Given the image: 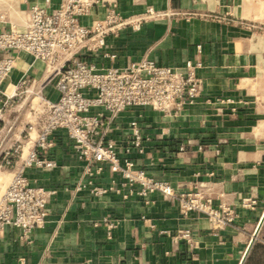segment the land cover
I'll list each match as a JSON object with an SVG mask.
<instances>
[{"label":"crops","instance_id":"0c3cea01","mask_svg":"<svg viewBox=\"0 0 264 264\" xmlns=\"http://www.w3.org/2000/svg\"><path fill=\"white\" fill-rule=\"evenodd\" d=\"M62 1L17 0L1 8L22 26L30 5L51 11ZM108 1L123 20L139 25L108 37L104 51L114 58L101 53L91 61L126 67L148 58L184 68L197 60L202 95L177 115L132 108L107 122V138L155 180L185 192L205 186L216 208H231L234 221L214 231L205 215L184 214L175 200L139 196L107 165L96 163L89 173V163L59 131L52 137L56 146L42 152L57 166L25 169L32 185L52 192L48 221L27 240L7 226L0 233V264H240L264 214V0ZM149 9L162 15L147 16ZM105 14V6H96L82 22L91 26ZM23 76L43 83L44 63L22 53L3 89L10 92ZM44 93L58 98L51 84ZM17 116L19 134L25 112L10 114ZM132 122L142 135L141 152L132 144ZM10 178L0 171V186ZM95 187L113 189L96 195ZM246 200H255L254 208L245 207ZM104 219L119 223L111 239ZM185 230L191 241L181 237ZM244 264H264V224Z\"/></svg>","mask_w":264,"mask_h":264},{"label":"built area","instance_id":"2783aa9c","mask_svg":"<svg viewBox=\"0 0 264 264\" xmlns=\"http://www.w3.org/2000/svg\"><path fill=\"white\" fill-rule=\"evenodd\" d=\"M14 1L17 0H0V171L11 173L9 181L0 186V233L12 226L20 229L22 239L27 240L46 225L52 192L32 185L25 176V169L57 166L55 161L42 156V152L56 146L52 137L59 131L67 134L79 157L89 163V173L96 163L107 165L141 197L159 193L175 200L182 213L205 215L214 231L230 225L234 221L233 211L227 206L216 208L205 186H195L185 192L155 180L132 160L122 158L116 142L107 138V122L132 108L149 107L166 115H177L195 105L202 95L197 75L202 63L189 61L184 68H173L142 58L126 67H99L90 58L101 53L114 58L104 51L108 37L134 23L123 20L114 3L63 0L59 8L51 11L32 4L20 26L11 22L1 8L2 4ZM99 5L106 7L104 18L91 26L85 25L82 19ZM161 15L153 9L147 13L150 17ZM138 23L136 20L133 27L137 28ZM22 53L44 63L45 80L40 83L23 76L8 92L3 86L16 69ZM49 84L57 90V100L44 93ZM23 111L25 121L17 134L16 124L21 119L19 116L11 118L10 114ZM131 126L134 131L132 144L141 152L142 135L137 122H132ZM9 141L10 145L6 146ZM101 170L99 167L97 171ZM112 189L95 187L93 192L103 195ZM255 204V200H246L244 205L254 208ZM102 225L111 239L119 223L104 219ZM181 237L191 241L190 231H183Z\"/></svg>","mask_w":264,"mask_h":264},{"label":"water","instance_id":"95a60500","mask_svg":"<svg viewBox=\"0 0 264 264\" xmlns=\"http://www.w3.org/2000/svg\"><path fill=\"white\" fill-rule=\"evenodd\" d=\"M263 224H264V214H263V216L261 218V221H260V223H259V225H258V227H257V229H256V231L254 233V237L252 238V240H251V242H250V244H249V246L247 248V251H246V253H245V255H244V257H243V259H242L240 264H244L245 263V261H246V259L248 257V254H249L250 250L252 249V247H253V245H254V243H255V241H256V239H257V237H258V235H259V233H260V231L262 229Z\"/></svg>","mask_w":264,"mask_h":264}]
</instances>
